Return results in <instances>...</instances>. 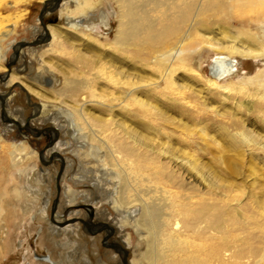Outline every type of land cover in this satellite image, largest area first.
<instances>
[{"label": "rangeland", "instance_id": "1", "mask_svg": "<svg viewBox=\"0 0 264 264\" xmlns=\"http://www.w3.org/2000/svg\"><path fill=\"white\" fill-rule=\"evenodd\" d=\"M94 1L95 5L85 9L83 14L87 13L86 24L89 26L84 29L87 33L99 36L98 38L106 43L113 39L116 31L117 5L112 0ZM45 2L0 0V36L2 33L8 34L5 39L0 37L1 53H4V57L0 59V74L11 70L10 73L18 76L29 87L45 94L49 104H46L48 107L46 106L42 113H36L35 107L43 105L45 100L22 89L18 82L14 85L0 82V94L5 101L3 103L0 98V146H4L0 148V194H4L2 196L5 206L14 204L20 209L19 218L16 217L17 220L11 224L12 232L8 241L11 245L6 247L8 251L3 253L0 264H28L31 261L39 264L44 261L39 257H44V262H47L49 245L55 257L59 259L60 253L66 252L67 255L72 252L79 246V241L88 244L90 264H123L120 254L110 250L113 248L110 243L122 241L123 235L133 233V229L127 226L124 231L116 230L121 224V216L111 206L116 190L114 188L119 181L116 171L106 158L107 149L93 148L95 154L87 155L90 148L84 147L83 140L71 129L74 117L70 108L56 93L64 86L63 74L68 71L67 74L71 75V64L75 63L71 50L73 52L75 49H81L87 53L86 44L78 34L83 33L81 30L84 29L69 26L72 20H79L83 15L63 13L65 7L73 6L74 0H61L60 7L45 13L43 23L47 30H56L63 45L48 49L49 41L28 44L27 42L39 39L47 32L39 19ZM259 11L251 16L254 21L246 25L253 33L244 32L242 26L245 24L239 19H233L228 23L223 20L207 22L206 25L199 26L197 34L222 42L236 37L237 43L247 44L249 48L260 51L262 46L264 47V8ZM21 43L24 44L21 46ZM16 46H21L22 49L18 50L19 56L13 62ZM216 56L217 53L204 48L198 61L193 64L202 79L195 78V73L190 67L186 71L177 72L175 86L167 88L164 81L156 85L159 89L153 99L155 108L152 111V129L142 118L137 124L129 125L126 122L128 126H121L124 129L129 127L127 130H132L131 133H135L133 135H138L140 145L144 141L147 143L146 138L155 137V149L166 152L162 155V160H170L171 166L181 171L186 185L183 190L186 187V191L191 192L192 187L195 188L203 195L202 201L206 203L211 202L213 198L216 214L219 213L225 219L230 212L233 213L236 216L235 226L241 224L243 234L255 231L256 236L258 232L264 233V86L248 81L240 85L242 81L233 77L230 79L234 82V88L231 90L210 87L206 79L214 78L211 66ZM235 58L238 59L236 76L241 78L255 76L264 69V56L261 54L257 58ZM160 70L157 66L141 70L138 79L141 83L147 80L154 82ZM87 111L94 113V116L106 118V114L102 115L97 107L89 106ZM51 126L59 129L60 136H56L54 129H49ZM18 130L22 131L21 135H18ZM23 143L27 145L23 156L27 155L32 159L13 168L9 152ZM51 149L61 156H54L55 159L50 163L44 157ZM179 149L185 151V154L178 153ZM173 152H176L175 156L172 155ZM179 154L181 157L177 158ZM31 166L35 168L32 169ZM45 167H49L51 173L43 176L38 168ZM96 174L100 176L99 180H95ZM16 187L21 188L20 201L16 200L13 190ZM65 191L69 194H65ZM74 199L75 202L69 201ZM56 200L58 204H55ZM46 201L49 204L48 208L46 207L47 215L51 220L58 210L61 218H75L71 220V225H79V230L74 227L75 234L63 231L59 237L55 236L62 246L65 245H58L59 249L48 240L54 236L49 234L47 226L44 232L40 233L42 226L46 224L40 215ZM22 209L29 212L26 217L23 216L25 220H22L20 214ZM77 212L78 216L75 214ZM248 220L256 225H248V229L245 225ZM94 239L97 241L98 253H94L97 250L93 245ZM254 240L260 247L255 256V263L258 264L257 259L264 257V234ZM137 244L138 236L133 233L129 260L134 258V254L145 251L146 246L136 251ZM79 252L81 255L85 249ZM117 254L118 260L114 261L111 257Z\"/></svg>", "mask_w": 264, "mask_h": 264}, {"label": "bare ground", "instance_id": "2", "mask_svg": "<svg viewBox=\"0 0 264 264\" xmlns=\"http://www.w3.org/2000/svg\"><path fill=\"white\" fill-rule=\"evenodd\" d=\"M43 1H46L47 7H53L57 2V0ZM112 1L117 5L115 13L117 27L113 39L106 43L100 40L99 36L87 33L84 29L89 26L86 24L87 13L83 14L85 9L95 5L94 0H74L72 7H65L62 10L63 13L70 15L77 13L83 15L79 20H72L69 26L84 29L81 30L83 33L78 34L84 40L88 54L82 52L81 49H75L76 51L73 52L71 50V55L73 59L75 58V63L71 64V75L67 74L68 71L64 73L63 88L60 91L54 90L62 102L70 108V113L74 117L70 127L77 132L78 138L83 140L84 147L90 148L87 155L95 154L93 148L103 147L108 151L106 158L110 160V164L116 171V177L119 180L117 183L120 185L118 187L115 184L114 189L116 190L111 202L113 210L121 216L119 221L121 224L118 229H115L124 231V227H131L133 233L138 236L135 250L140 251V247L146 246L145 251L134 254V258L129 260L131 254L129 247L132 246L133 233H125L122 241L110 243L113 247L110 250L120 254L123 264H145V261L147 264H256L255 256L260 247L254 238L262 237L264 233L258 232L255 236V231H249L250 233L243 234L241 224L235 226L236 216L233 213L230 212L225 219L219 213L216 214L213 198L211 202L206 203L202 201L203 195L195 188L192 187L191 192H187L186 187L183 190L186 185L181 171L172 167L170 160H162V155L166 152L155 149L153 140L155 137L146 138L147 143L142 141L140 145L138 135H133L135 133L132 134V130H127L129 127L124 129L121 125L126 126L127 123L134 125L142 118L152 129L150 125L153 120L152 111L155 108L153 99L159 89L156 85L164 81L167 88L175 86L177 72L186 71L190 67L195 73V78L202 79L200 72L193 67V64L198 61L204 48L217 53L211 66L214 78L206 79L210 87L217 90H231L234 88V82L230 81L233 77L242 81L240 85L248 81L264 86V69L255 76H243L242 78L236 76L238 59L235 58V56L257 58L260 54L264 56L263 46L260 51H255L247 44L237 43L236 37L222 42L211 37H200L197 34L199 26L206 25L207 22L223 20L228 23L233 19L241 20V23L245 24L242 26L244 32L247 31L250 34L251 29L246 25L254 21L251 16L264 8V0ZM58 5L60 7L61 0ZM47 33L50 44L48 49L63 45L56 30L50 28L43 33V36ZM7 35V33H2L0 37L5 39ZM252 37L256 39L254 35ZM15 48L17 51L22 49L20 46ZM1 52L0 48V59L4 57V53ZM153 66L161 69L157 80L154 82L147 80L141 83L138 79L141 70ZM10 71L0 74V78L3 79H0V82L5 81L13 85L18 82V86L22 89L45 100L43 105L39 104L35 107L36 113H42L49 105L48 97L29 87ZM0 98L4 100L1 94ZM89 106L97 107L102 115L106 114V118L94 116V113L88 112L87 107ZM17 133L21 135L22 131L18 130ZM54 133L58 137L59 129H54ZM26 149L27 145L23 143L14 151L10 150L11 167L27 163L26 160L30 156H23ZM55 151L48 150L44 157L46 161L51 163L55 159L54 156H61ZM76 152L79 151L76 150ZM175 153L173 152L172 155L175 156ZM178 153L184 155L185 151L179 149ZM181 154L177 158L181 157ZM103 167L104 165L102 169ZM38 169L43 176L51 173L49 167ZM56 178L55 176V181ZM97 179L99 180L100 176L96 174L95 180ZM13 190L17 197L16 200L20 201L21 188L16 187ZM67 193L65 191V194ZM2 195L0 194V260L3 253L8 251L6 247L9 248L11 245L8 242L12 232L11 224L16 217L19 218L20 212L18 206L14 204L5 206ZM69 201L75 202L76 199ZM47 205L49 206L46 201L41 210V218L46 224L42 226L40 233L42 234L47 226L49 234L54 236V238L49 237L48 240L60 247L62 244L55 236L59 237L63 231L67 234H75L74 227L78 229L79 225H71L73 218H61L58 210L52 215L51 220V217L47 215ZM28 213V210L22 209L20 213L22 220H25L23 216L26 217ZM75 214L78 216V212ZM247 222L245 225L248 229L249 226L256 225L249 220ZM96 242L94 239L95 248H97ZM77 245L79 246L67 255H65L66 252L65 254L60 253L59 259L55 257L50 245L46 246L49 251L47 262H44V257H39L44 261L38 263L90 264L88 256L90 249H88L87 242L79 241ZM83 248L85 252H81L83 253L81 257L79 251ZM95 252H99L98 248ZM118 254L111 258L117 261ZM28 255L29 250L27 249ZM257 260H259L258 264H264V257ZM28 264H35V262L31 261Z\"/></svg>", "mask_w": 264, "mask_h": 264}, {"label": "water", "instance_id": "3", "mask_svg": "<svg viewBox=\"0 0 264 264\" xmlns=\"http://www.w3.org/2000/svg\"><path fill=\"white\" fill-rule=\"evenodd\" d=\"M59 1L60 0H57V2H56V5L55 6H53V7H47L46 5H43V7H42V9H41V12H40V14H39V19H40V21L42 22V24H43V27H44V29H45V32L47 31V27L45 26V24L43 23V17H44V15H45V13L47 12V11H55L58 7H59ZM49 41V35H48V33L46 34V35H44V36H42L41 38H39V39H34L33 41H31V42H27L28 44H30V43H35V44H40V43H44V42H48ZM24 43H21V46L23 45ZM20 46V47H21ZM14 50H15V58H14V60H13V62H15V60H17V58H18V56H19V51H17L16 50V48L14 47ZM8 67H9V69L11 68L10 67V64L8 65ZM1 80H3L2 78H0ZM2 99V101H3V98H1ZM50 130H53L54 129V127H50L49 128ZM39 132H41V131H39ZM51 144V143H50ZM41 156H43V150L41 151ZM55 204H57V200L55 201ZM71 220H75V218H73V219H71ZM80 220L82 221V222H85V220H83L82 218H80Z\"/></svg>", "mask_w": 264, "mask_h": 264}, {"label": "flooded vegetation", "instance_id": "4", "mask_svg": "<svg viewBox=\"0 0 264 264\" xmlns=\"http://www.w3.org/2000/svg\"><path fill=\"white\" fill-rule=\"evenodd\" d=\"M28 131H30L31 132V130L30 129H27ZM39 131V130H38ZM26 132V131H25ZM27 133V132H26ZM27 134H29V133H27ZM30 135V134H29Z\"/></svg>", "mask_w": 264, "mask_h": 264}]
</instances>
